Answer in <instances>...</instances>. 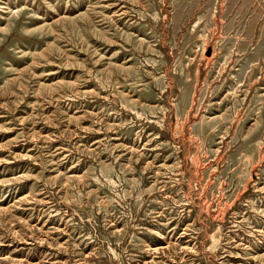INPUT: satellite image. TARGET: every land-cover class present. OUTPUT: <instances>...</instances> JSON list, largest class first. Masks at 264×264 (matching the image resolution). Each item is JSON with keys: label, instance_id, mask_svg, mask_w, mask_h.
<instances>
[{"label": "rangeland", "instance_id": "1", "mask_svg": "<svg viewBox=\"0 0 264 264\" xmlns=\"http://www.w3.org/2000/svg\"><path fill=\"white\" fill-rule=\"evenodd\" d=\"M0 264H264V0H0Z\"/></svg>", "mask_w": 264, "mask_h": 264}]
</instances>
